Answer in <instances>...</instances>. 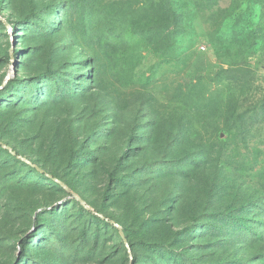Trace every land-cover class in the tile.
Here are the masks:
<instances>
[{"label":"rangeland","instance_id":"1","mask_svg":"<svg viewBox=\"0 0 264 264\" xmlns=\"http://www.w3.org/2000/svg\"><path fill=\"white\" fill-rule=\"evenodd\" d=\"M0 264H264V0H0Z\"/></svg>","mask_w":264,"mask_h":264},{"label":"trees","instance_id":"2","mask_svg":"<svg viewBox=\"0 0 264 264\" xmlns=\"http://www.w3.org/2000/svg\"><path fill=\"white\" fill-rule=\"evenodd\" d=\"M81 203H82V201H81ZM85 208L89 211V213L93 214L96 218L104 219V220L108 221V219L106 217L103 218L98 211L92 209L91 207L85 206Z\"/></svg>","mask_w":264,"mask_h":264}]
</instances>
